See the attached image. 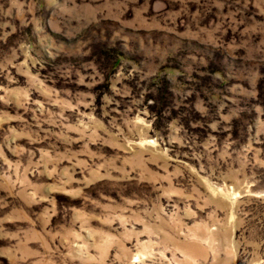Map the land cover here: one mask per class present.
I'll list each match as a JSON object with an SVG mask.
<instances>
[{"label": "rangeland", "instance_id": "374dc122", "mask_svg": "<svg viewBox=\"0 0 264 264\" xmlns=\"http://www.w3.org/2000/svg\"><path fill=\"white\" fill-rule=\"evenodd\" d=\"M0 264H264V0H0Z\"/></svg>", "mask_w": 264, "mask_h": 264}]
</instances>
